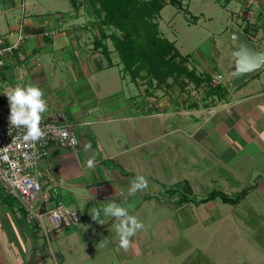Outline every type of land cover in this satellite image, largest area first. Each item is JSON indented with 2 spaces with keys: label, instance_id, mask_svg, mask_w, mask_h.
Instances as JSON below:
<instances>
[{
  "label": "crops",
  "instance_id": "1",
  "mask_svg": "<svg viewBox=\"0 0 264 264\" xmlns=\"http://www.w3.org/2000/svg\"><path fill=\"white\" fill-rule=\"evenodd\" d=\"M21 1L25 2L23 10ZM215 1L231 9L233 17L225 23L229 49L230 45H237L231 38L232 29L243 31L258 47H264L261 14L249 19L248 8L241 2ZM260 2L264 6V0ZM232 3L238 6H231ZM167 4L172 3L167 0L162 10ZM189 4L190 0L182 7L174 5L175 16L167 23L179 12L185 13L188 22L197 23L199 17L190 14ZM62 8L44 6L41 0H0V36L22 24L28 35L25 49L31 64L28 74L19 79L21 70L15 66L16 51H7L0 94L8 102L3 93L5 86L35 84L47 101L45 113L64 110L77 124L82 139L79 149L52 145L36 176L42 184L43 195L78 211L80 222L53 233L54 257L45 251L48 249L45 236L26 223L17 200L0 186V264H54L55 259L60 264H171L177 255L159 246H153L154 251L150 253L145 240L152 226L157 231L156 224L165 221L154 222V215L161 213L160 209L172 205L180 216L177 223L183 232L195 231L200 225L190 228L182 212L191 207L198 217L203 214L204 220L212 218L221 211L215 201L220 198L196 202L211 191L233 195L257 181L247 196H264V68L234 88L228 73L235 59L233 53L230 58L222 53L213 59L217 67H210L214 61L208 63V56L203 54H200L203 56L200 63H195L190 53L181 51L184 45H180L174 34L170 37V31L162 27L161 10L158 20L163 35L175 41L183 55L189 56V66L195 67L198 73L222 74L228 97L215 101L204 100L202 95L191 102L183 95L176 105L173 98L171 105L164 104L160 114L150 113L148 96H154L158 89L146 80H133L127 72L121 76L120 69L115 72L122 64L119 54L110 38L106 40L108 54L95 47L102 30L96 17L88 13L87 5L72 12L66 0ZM64 13L70 14L67 22L74 24V29L68 32L60 27ZM54 30L56 34H49ZM103 30L107 34L115 31L107 27ZM208 30L220 48L219 39L223 34L213 31L212 27ZM38 58L40 65H36ZM3 81L7 83L4 85ZM173 87L176 93L180 90L186 94L187 88L195 85L190 83L184 89L178 84ZM86 142L91 144L89 151L83 149ZM89 158H94L91 168L86 165ZM137 174L144 175L148 185L134 196H128L130 182ZM184 182L190 184L195 199L177 205L175 201ZM110 201L126 207L132 204L130 214L145 224L144 230L131 237L127 252L118 248V239L111 230L112 224L118 221L102 216L106 223L101 225L90 215L93 208H102ZM196 223L199 224L198 220Z\"/></svg>",
  "mask_w": 264,
  "mask_h": 264
},
{
  "label": "rangeland",
  "instance_id": "2",
  "mask_svg": "<svg viewBox=\"0 0 264 264\" xmlns=\"http://www.w3.org/2000/svg\"><path fill=\"white\" fill-rule=\"evenodd\" d=\"M41 2L44 6L49 5L57 10H62V7L66 5V0H41ZM24 3L23 1L20 3L22 10L25 9ZM67 4L72 8L71 11L73 12L74 8L68 0ZM231 6L236 7L238 4L232 3ZM175 8L177 7L167 4L162 10V27L166 32L170 31L169 36L174 34V38L178 39L180 45H184L181 51L190 53L192 61L199 64L203 57L200 54L208 56V63L214 61L213 59H218L219 54L222 53H225L227 58L231 57V51L227 44L229 31L225 30L227 19L231 20L233 17L229 6L224 7L215 0H190V14L194 17H199V21L197 23L188 22L185 18V13L179 12L175 19L168 24L167 22L170 18L175 16ZM71 11L69 13H72ZM64 14L61 16L64 22L60 27H63L61 28L63 32H68L74 29V24L67 22L70 14ZM260 14V12H257L256 17H259ZM262 21L264 20L262 19ZM211 27L213 31L223 34L220 39L218 38L221 41L220 48H218V44H215V37L208 30ZM212 63H215V61ZM216 63L210 67H217ZM120 66L123 69V65L121 64ZM121 67L118 68L117 66L115 72L120 69L121 76L127 75ZM222 71H225L224 68H222ZM227 80L225 78V81ZM172 86L169 88H157L158 90L154 94L155 97L148 96L149 101L153 102L158 110L161 111L164 104L171 105L172 98L175 100L173 103L176 105L183 95L185 96L184 98L191 102L202 97V95L205 96V88L203 87L197 90L195 87L187 88L188 91L185 89L187 91L186 94H182L180 90V92L177 91L178 93H176ZM170 95H172L171 98ZM213 100L222 101L216 96L213 97ZM263 197L258 194H252L237 205L224 203L217 199L215 201L221 211H218L212 218L208 217L205 220L203 214L198 217L197 212L191 207L186 208L182 212L184 221L190 223V228H197L200 225L199 230H186V232H183L180 224L178 225L177 222L180 223V216L171 207L172 205L162 208L159 210L161 213L157 211V216L154 215V222H157L158 219L165 221L160 224L154 223L158 230H154V226H152L149 234L145 236V240L149 244V252L154 251L153 246L156 248L159 246L161 250L166 249L167 253L174 256L177 255V260H172L171 264H264ZM197 220L199 222L198 225L196 223ZM161 250L160 252H162ZM45 251L52 255L50 249Z\"/></svg>",
  "mask_w": 264,
  "mask_h": 264
},
{
  "label": "built area",
  "instance_id": "3",
  "mask_svg": "<svg viewBox=\"0 0 264 264\" xmlns=\"http://www.w3.org/2000/svg\"><path fill=\"white\" fill-rule=\"evenodd\" d=\"M185 1L189 0H182L183 4ZM226 1L228 0H220V2ZM237 1L248 8L247 17L249 19L256 17L257 12H260L264 18V6L260 0ZM56 33L57 30L49 32L53 35ZM27 38L28 35L22 24L0 36V78L4 71V56L7 51H16L17 63L15 66L21 70L18 78L23 79L24 75L28 74L31 64L25 49ZM36 62V65L41 64L39 58ZM222 79V74L215 75L211 84H220ZM1 83L5 85L7 81ZM2 97L0 94V186L7 195L17 200L19 208L24 212L26 223L39 229L45 236L47 247L55 257L51 246L53 233L65 226L78 224L80 215L78 211L69 208L64 203L55 202L49 197H45L36 171L43 160L50 155L52 145L77 151L82 144L81 135L77 124L69 118L68 114L64 110H58L51 114H42L41 127L45 131V137L42 140L35 143L25 142L22 139L25 129L10 126L9 103L3 101ZM149 106L152 108L150 113L160 114V110L153 102H150ZM73 137L79 141L78 144H71ZM55 264H59L56 259Z\"/></svg>",
  "mask_w": 264,
  "mask_h": 264
},
{
  "label": "trees",
  "instance_id": "4",
  "mask_svg": "<svg viewBox=\"0 0 264 264\" xmlns=\"http://www.w3.org/2000/svg\"><path fill=\"white\" fill-rule=\"evenodd\" d=\"M69 1L74 10L87 5L88 13L96 17L102 30L101 37L95 41V47L108 54L106 40L110 38L125 72L130 74L133 80H146L155 88H169L178 84L184 89L186 85L193 83L196 89L205 88L204 100L214 96L221 100L227 99L228 90L224 83L212 85L214 76L209 73H198L195 67H190L189 56L183 55L175 41L163 35L158 17L167 0ZM169 2L177 7L183 6L182 0ZM104 27L114 28L115 31L107 34L103 30ZM256 185L257 181L233 195L214 190L196 202L205 203L220 198L225 203L235 205L240 203ZM194 199L190 184L184 182L176 204L182 205Z\"/></svg>",
  "mask_w": 264,
  "mask_h": 264
},
{
  "label": "clouds",
  "instance_id": "5",
  "mask_svg": "<svg viewBox=\"0 0 264 264\" xmlns=\"http://www.w3.org/2000/svg\"><path fill=\"white\" fill-rule=\"evenodd\" d=\"M3 93L6 95L10 107L8 117L10 126L25 129L22 136L25 142L35 143L42 140L45 137V131L41 127L42 114L48 109L42 89L35 84L17 83L15 86H5ZM64 135L67 136L66 133ZM78 143L79 141L73 137L71 144ZM83 149L89 151L91 149L90 142H86ZM93 164L94 158H89L86 161L89 168L93 167ZM147 185L146 177L137 174L130 182L127 195L134 196L138 191L144 190ZM132 207V204H128L126 207L122 203L110 201L102 208H93L90 212L92 220L101 225L106 223L102 216L118 221L112 224L111 230L114 231L115 237L118 239V248L125 252L130 247L131 237L145 229V224L137 216L130 214Z\"/></svg>",
  "mask_w": 264,
  "mask_h": 264
},
{
  "label": "water",
  "instance_id": "6",
  "mask_svg": "<svg viewBox=\"0 0 264 264\" xmlns=\"http://www.w3.org/2000/svg\"><path fill=\"white\" fill-rule=\"evenodd\" d=\"M230 34L237 45H230L235 59L228 73L231 85L237 88L264 68V47H258L241 30L232 29Z\"/></svg>",
  "mask_w": 264,
  "mask_h": 264
}]
</instances>
